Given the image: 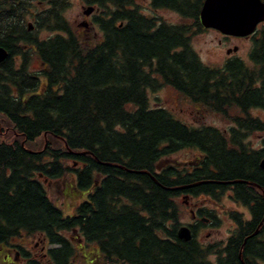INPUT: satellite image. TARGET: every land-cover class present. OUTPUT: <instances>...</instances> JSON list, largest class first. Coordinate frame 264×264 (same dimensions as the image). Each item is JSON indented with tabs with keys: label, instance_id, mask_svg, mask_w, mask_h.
Returning <instances> with one entry per match:
<instances>
[{
	"label": "trees",
	"instance_id": "1",
	"mask_svg": "<svg viewBox=\"0 0 264 264\" xmlns=\"http://www.w3.org/2000/svg\"><path fill=\"white\" fill-rule=\"evenodd\" d=\"M83 1L100 36L75 33L66 17L71 0H0V46L8 51L0 123L9 127L0 132V245L22 231L40 233L53 264H80L64 234L77 231L78 243L97 246L84 255L89 264H261L264 137L260 149L247 139L264 133V120L251 114L264 109V31L249 61L213 66L194 49L192 25L146 14L136 0ZM202 6L151 0L149 8L197 23ZM41 29L51 34L40 38ZM33 55L39 70L30 68ZM164 86L228 118L230 128L194 126L152 106L150 93ZM185 148L199 150L193 169L166 164ZM55 180L78 199L69 213L48 194ZM228 184L251 219L233 211L238 227L219 248L179 238L176 198H219Z\"/></svg>",
	"mask_w": 264,
	"mask_h": 264
},
{
	"label": "rangeland",
	"instance_id": "2",
	"mask_svg": "<svg viewBox=\"0 0 264 264\" xmlns=\"http://www.w3.org/2000/svg\"><path fill=\"white\" fill-rule=\"evenodd\" d=\"M136 2L138 3L142 11H144V13L146 14H156L161 19H164L171 23H192V21H190L189 19H185L176 11L170 9H159L157 11H154L153 9L149 8L151 0H136ZM86 9L87 4L83 0H71V5L66 11V17L70 21V24L76 34L85 36L86 32H89L91 35L93 33H96L98 36H100L99 28L95 25L93 26L94 19L92 13L86 15ZM84 23H87V25H84ZM50 34L51 32L45 29H41L38 32L40 38H46ZM191 35L192 45L205 63L213 66H221L224 64L228 56L225 52L226 47L219 45L216 33L212 31H200L197 33V31L195 30ZM235 43H237V45H239L240 47L237 55L242 57L244 60L249 61V52L253 46V42L251 40H236L235 42H231L228 46H233ZM41 66L42 65L40 59L36 55H33L30 63V68L32 70H39ZM150 96L152 106H163L165 108H168L178 119L188 122L194 126L210 125L225 131H227L231 126L228 118H225L219 113L202 109L200 106L188 102L177 90H175L171 86H164L157 93H150ZM230 113L237 115L239 114V111L230 110ZM251 114L256 118H262L264 120V109H252ZM0 121L2 120L0 119ZM8 131L9 127L2 126V124L0 123V132L2 133ZM248 137L249 138L247 139V141L250 142L254 148L260 149L261 147H263V144L261 142V138L264 137L263 132H254L251 133ZM198 155V149L185 148L169 157L166 164H173L177 168H182L184 167V165L192 164ZM67 185L68 183L65 180H55L51 183V185L48 184V186H46L48 194L52 198V201L56 205L61 207L65 213H69L78 202V199L71 198L66 195L65 186ZM185 199L186 198L182 194L176 198L181 218V224H188L189 222L193 221L190 214L191 207L185 204ZM199 203L202 208H205L207 210V215L214 218L216 224H214V226L207 225L197 234L196 239L198 243L206 247L215 244L223 246V244H226L228 238L233 234V231L236 227V224H234L235 221L233 220L232 210L241 212L243 211V207L240 205H235L230 199L223 195L219 198L210 199L203 196L200 198ZM64 234L69 239L71 238L70 232H65ZM83 244L84 243L81 244L77 241L74 242L75 247L78 249L76 263L89 264L85 263L87 259L86 257H84V255H86L89 250L97 248V246L92 244L89 245L91 247L88 248L89 246L86 247V245ZM30 249L33 252H39V248H35L33 244L31 245ZM210 258L212 260L215 259L214 255H211ZM261 264H264V261H261Z\"/></svg>",
	"mask_w": 264,
	"mask_h": 264
},
{
	"label": "flooded vegetation",
	"instance_id": "3",
	"mask_svg": "<svg viewBox=\"0 0 264 264\" xmlns=\"http://www.w3.org/2000/svg\"><path fill=\"white\" fill-rule=\"evenodd\" d=\"M262 1L264 2V0ZM189 20L192 21V23H188L189 25H192V32L196 30L197 33L200 31L201 32L212 31L216 33L219 45L226 47L225 52H226V55L228 56L225 61L232 59L233 57L243 59L242 57L237 55L238 51L240 50L239 45L235 43L233 46H228L231 42H235L236 40H247V41L251 40L254 44L255 40L259 39L262 35V32L264 31V21L258 24L256 31L253 34L249 36H235V35L225 34L216 28L205 27L201 23L200 16H199V21L197 23H194V20H191V19ZM191 165L192 164L188 165L189 167L186 166L182 168L184 169L189 168V170H191L193 169L191 168L193 167V165L192 166ZM48 184L51 185V182H49ZM229 185L230 184L227 185V187L225 188V190L220 196L222 195L226 196L235 205L242 206L243 211L241 212L244 213L245 218L251 219L252 215L250 212V208L235 198V192L233 190L234 186L233 185L229 186ZM182 195L186 198L185 204L191 207L190 214L193 220L192 222H189L188 224H182V225L189 226L192 230L193 237H195L196 239L197 234L202 229H204L207 225L214 226V224H216L214 218L209 217V215H207L208 214L207 210L205 208H202V206L200 205L199 203L200 198L203 196L209 199L215 198V197L210 193L206 194L203 192H199V193H184L183 192ZM233 211L235 210H232V212ZM234 221H235L234 224H236V227H235L236 229L238 227V222L236 220ZM69 232H70L71 240L75 242L77 240L76 237L78 236V232L77 231H69ZM33 238H36V239H33ZM32 244L35 246V248L37 249L39 248V252L36 253L30 249ZM50 247L51 246L49 244V240L46 235L40 234V233H30L28 231H22L19 234V236H16L10 239L8 242L0 245V264H53L52 257L49 252ZM219 247H222V245L216 246L215 248H219Z\"/></svg>",
	"mask_w": 264,
	"mask_h": 264
},
{
	"label": "water",
	"instance_id": "4",
	"mask_svg": "<svg viewBox=\"0 0 264 264\" xmlns=\"http://www.w3.org/2000/svg\"><path fill=\"white\" fill-rule=\"evenodd\" d=\"M92 11L93 8L87 9L85 14L89 15ZM200 20L205 27L216 28L225 34L249 36L255 32L258 24L264 21V2L262 0H204ZM7 57L8 51L0 46V63ZM260 166L264 169V157L260 161ZM45 181L47 182V179ZM231 182L247 181L234 180ZM197 184L184 185L179 188L186 189ZM255 185L261 188L258 184ZM257 233L258 229L252 235ZM178 236L186 241L193 239L192 230L187 225L180 226ZM242 261L246 264L244 260Z\"/></svg>",
	"mask_w": 264,
	"mask_h": 264
},
{
	"label": "bare ground",
	"instance_id": "5",
	"mask_svg": "<svg viewBox=\"0 0 264 264\" xmlns=\"http://www.w3.org/2000/svg\"><path fill=\"white\" fill-rule=\"evenodd\" d=\"M249 136V135H248Z\"/></svg>",
	"mask_w": 264,
	"mask_h": 264
}]
</instances>
